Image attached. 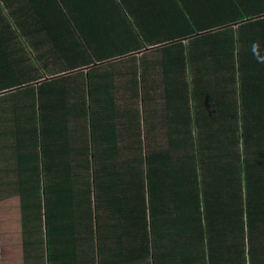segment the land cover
I'll return each instance as SVG.
<instances>
[{"label":"crops","instance_id":"1","mask_svg":"<svg viewBox=\"0 0 264 264\" xmlns=\"http://www.w3.org/2000/svg\"><path fill=\"white\" fill-rule=\"evenodd\" d=\"M263 16L264 0H0V187L53 182L77 191L83 184L73 173L84 175L104 154L129 152L139 142L144 156L146 140L153 146L165 145V132L145 136L144 118L158 119L174 88H206L203 84L213 72L214 61L210 51L198 56L190 44L188 62L177 60L165 67L160 47L166 41L188 42L199 35L195 31L240 24L255 28L256 19ZM167 54L177 53L168 50ZM169 68L172 71L166 76ZM149 105L156 108L149 109ZM129 122L140 124V128L133 127L140 129V136L130 133ZM135 136L140 140L135 141ZM216 143L210 141L214 147L210 152ZM223 149L219 146V151ZM144 163H138L141 174ZM254 168L252 186L260 187V197L253 201L263 221L264 171ZM137 171L125 174L106 193L94 191L91 213L79 217L92 214V231L100 233L104 226L113 225L122 207L131 209L134 198H145L134 215L147 229L148 249L135 257L137 262L179 264L175 249L190 243L182 237L188 225L172 217L168 205L175 207L170 189L160 192L163 206L155 201L150 208ZM13 178L17 181L8 184ZM127 188L134 191L129 198ZM101 197L110 201L116 197L115 202H103L107 207L103 216ZM61 211L52 207L51 216L57 218ZM251 229L257 251L263 250L264 225ZM227 231H213L203 217H196L192 234L200 240V264H228L223 249ZM165 250L170 253L162 254Z\"/></svg>","mask_w":264,"mask_h":264},{"label":"trees","instance_id":"2","mask_svg":"<svg viewBox=\"0 0 264 264\" xmlns=\"http://www.w3.org/2000/svg\"><path fill=\"white\" fill-rule=\"evenodd\" d=\"M255 24V28L248 29L240 24L206 33L195 31L199 35L188 42L166 41L160 47L165 52V67L177 60L179 64L188 62L190 44L198 56L210 51L208 55L214 61L213 72L203 84L206 88H174L163 114L155 120L144 118L145 136L165 132V145L153 146L146 140L144 156L139 142H134L129 152L104 154L101 162L94 160L92 168L85 169L84 175L73 173L83 184L77 191H68L67 186L53 182L20 186L25 260L33 256L43 264H139L135 257L147 251L148 234L134 214L145 198H134L131 209L122 207L115 221L111 219L113 229L104 226L100 233L92 231V214L79 216L91 213L94 191L106 193L113 189L125 174L139 169L141 160L145 169L142 174L139 169L136 175L141 177V188L145 189L151 209L155 201L164 205L160 192L170 189L169 198L181 213V225H188L184 216L191 209L198 215L193 218L203 217L213 231L228 229L233 239L227 249L228 264H264V249L257 251L251 231L253 225H264L253 201V197H260V187L252 186L254 167L264 171V16ZM221 39L225 43H220ZM168 50L177 54L168 56ZM163 71L160 75L165 77L172 69H166L165 75ZM130 125V133L140 136V124L129 122ZM134 125L139 128L134 129ZM139 136L134 140H140ZM212 140L217 143L210 152L214 148ZM219 146L226 149L219 151ZM18 172L29 176L27 171ZM67 178L70 181L69 174ZM14 181L15 178L8 184ZM115 198L111 197V201L115 202ZM100 200L99 212L103 216L107 212L103 202L111 201L103 197ZM52 207L54 211L63 209L57 218L51 216ZM35 234L39 249L32 251ZM181 264L188 261L182 258Z\"/></svg>","mask_w":264,"mask_h":264},{"label":"rangeland","instance_id":"3","mask_svg":"<svg viewBox=\"0 0 264 264\" xmlns=\"http://www.w3.org/2000/svg\"><path fill=\"white\" fill-rule=\"evenodd\" d=\"M149 109L156 108V106H148ZM17 181V179H15ZM134 191H131L129 188L126 189V198H129L132 196V193ZM0 193L2 195L0 196V264H43V262L37 261V259L33 258L30 260H25V256H23V235H22V229H21V195H20V186L14 187V186H7V187H0ZM169 209L172 212V217L175 220H178L179 223L181 222V218L179 216V210L173 208L171 204L168 205ZM195 210H188L187 214L184 216V219H186V222L188 223V230L185 234L182 235V237L189 240L188 245H182L178 249H175L178 251L179 259L185 257L189 264H200L199 260L197 259V255L200 252V240L198 239V236L195 234H192L194 230V224L196 223V219L193 217L195 216ZM106 227H110L113 229V225H107ZM202 236L204 237L205 234L202 232ZM199 234V236L201 235ZM214 233V232H213ZM206 235H208V232H206ZM37 237L38 235H32V251L35 249H39L37 245ZM232 237L230 236V233L227 232L224 237V246L227 248L228 245L232 244ZM223 248L226 253H229L230 251H227L226 248ZM170 251H164L162 254H169ZM33 254V252H32ZM156 255H153V258ZM35 257V256H34ZM181 259L179 260L181 264ZM248 260V256H247ZM156 264V261H154Z\"/></svg>","mask_w":264,"mask_h":264}]
</instances>
